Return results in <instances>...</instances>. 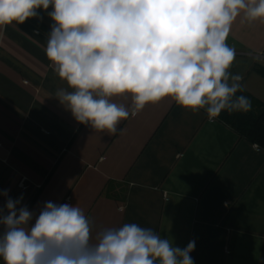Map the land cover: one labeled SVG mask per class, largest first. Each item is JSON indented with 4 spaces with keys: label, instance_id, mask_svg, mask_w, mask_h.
I'll use <instances>...</instances> for the list:
<instances>
[{
    "label": "crops",
    "instance_id": "1",
    "mask_svg": "<svg viewBox=\"0 0 264 264\" xmlns=\"http://www.w3.org/2000/svg\"><path fill=\"white\" fill-rule=\"evenodd\" d=\"M52 23L39 10L0 26V192L30 210L77 205L93 235L134 222L180 248L194 240V264H261L264 149L170 97L122 120L115 135L78 122L56 98L67 84L45 54ZM227 44L229 71L264 102V77L253 72L264 66V21L241 14ZM111 99L131 112L130 94Z\"/></svg>",
    "mask_w": 264,
    "mask_h": 264
},
{
    "label": "clouds",
    "instance_id": "2",
    "mask_svg": "<svg viewBox=\"0 0 264 264\" xmlns=\"http://www.w3.org/2000/svg\"><path fill=\"white\" fill-rule=\"evenodd\" d=\"M39 10L53 21L46 57L67 84L56 98L96 131L115 135L122 120L168 97L206 111L210 122L251 110L237 95L242 76L229 71L235 49L227 38L241 14L264 21V0H0V26L39 18ZM124 94L131 112L111 99ZM0 195L3 264H194V240L180 248L134 222L93 235L77 205L47 201L30 210L22 196Z\"/></svg>",
    "mask_w": 264,
    "mask_h": 264
},
{
    "label": "trees",
    "instance_id": "3",
    "mask_svg": "<svg viewBox=\"0 0 264 264\" xmlns=\"http://www.w3.org/2000/svg\"><path fill=\"white\" fill-rule=\"evenodd\" d=\"M253 72L264 77V66H255ZM243 89L237 95L248 97L252 105L251 110L247 112L223 111L218 118L233 128L241 137L264 149V102L256 99L245 88ZM261 264H264V251Z\"/></svg>",
    "mask_w": 264,
    "mask_h": 264
},
{
    "label": "built area",
    "instance_id": "4",
    "mask_svg": "<svg viewBox=\"0 0 264 264\" xmlns=\"http://www.w3.org/2000/svg\"><path fill=\"white\" fill-rule=\"evenodd\" d=\"M256 146H258V145H256Z\"/></svg>",
    "mask_w": 264,
    "mask_h": 264
}]
</instances>
